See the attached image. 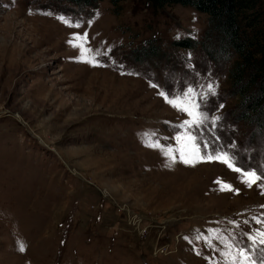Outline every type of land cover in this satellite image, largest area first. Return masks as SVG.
<instances>
[{"label": "rangeland", "instance_id": "obj_1", "mask_svg": "<svg viewBox=\"0 0 264 264\" xmlns=\"http://www.w3.org/2000/svg\"><path fill=\"white\" fill-rule=\"evenodd\" d=\"M65 6L0 0V264H251L239 249L250 245L246 234L264 232L262 182L248 187L219 161L170 164L145 146L158 137L178 147L185 129L176 126L189 119L160 90L213 82L208 111L221 126L189 131L235 143L225 150L244 169L264 171V138L236 121L228 67L199 48L173 47L200 41L208 16L181 5L155 12L146 0L63 13ZM85 31L104 66L74 59L79 50L67 40ZM148 40L171 59L135 63L130 52ZM262 246L257 239L252 251Z\"/></svg>", "mask_w": 264, "mask_h": 264}, {"label": "trees", "instance_id": "obj_2", "mask_svg": "<svg viewBox=\"0 0 264 264\" xmlns=\"http://www.w3.org/2000/svg\"><path fill=\"white\" fill-rule=\"evenodd\" d=\"M70 9H95L103 0H59ZM126 0H110L114 6ZM192 7L208 16L200 41L186 39L175 48H197L214 65L227 68L229 94L236 100L235 119L249 127L252 138H264V0H146L155 12L165 7ZM137 64L161 62L171 54L156 40L133 49Z\"/></svg>", "mask_w": 264, "mask_h": 264}, {"label": "snow or ice", "instance_id": "obj_3", "mask_svg": "<svg viewBox=\"0 0 264 264\" xmlns=\"http://www.w3.org/2000/svg\"><path fill=\"white\" fill-rule=\"evenodd\" d=\"M99 13H97V16ZM57 19L61 20L66 26L70 28L79 29L82 27L83 22L80 20H72V18L58 16ZM93 23L92 20L87 21L89 27ZM90 40L88 32L83 34L78 32L73 33L67 43L73 49H78L79 54L74 58L77 62L89 64L92 67L104 66L99 57L101 52L99 49H93L86 47ZM110 49L105 50L104 55H107ZM130 75L132 73H129ZM152 87L159 88V85H151ZM217 85L213 82H209L207 85H202L199 82L195 84H186L180 90L163 89L158 92V95L163 97L165 102L171 107L176 109L181 114H186L189 119H185L181 124L177 125V128L185 129L183 134L175 136L178 147L165 146L160 144V139L157 137L155 140L145 142L146 147L159 148L169 161L170 164L181 162L185 165L196 166L201 162L219 161L222 164L227 165L229 169L234 172L242 173V182L248 187H252L257 181H261L264 186V171L260 169H244L240 165L237 154L235 151H227L225 149H235V143L231 145L219 144L220 137L216 136L214 139H204L199 132L189 131L190 129H200L202 127L210 126L213 130L219 129L221 126L222 117L211 114L208 111V101L218 95ZM223 105H219L222 108ZM218 110V109H217ZM146 136H155V133L145 134ZM167 139V138H165ZM203 150V153H202ZM176 153H179L177 157ZM170 166V165H169ZM217 183H222L217 181ZM227 189L228 191H236L231 185L223 184L221 190ZM261 222V221H257ZM250 241V245L247 248L239 249V255L244 258V261H248L250 255L254 257L251 264H256L260 261L264 264V246L252 251V245L257 243L259 239L260 245H264V232L257 231V235L246 234ZM207 243V241H206ZM232 246L229 245V248ZM18 250L25 251V246L21 243L18 246Z\"/></svg>", "mask_w": 264, "mask_h": 264}, {"label": "built area", "instance_id": "obj_4", "mask_svg": "<svg viewBox=\"0 0 264 264\" xmlns=\"http://www.w3.org/2000/svg\"><path fill=\"white\" fill-rule=\"evenodd\" d=\"M132 212V214H136V212L135 211H131Z\"/></svg>", "mask_w": 264, "mask_h": 264}]
</instances>
